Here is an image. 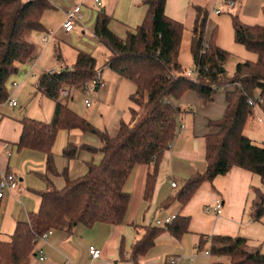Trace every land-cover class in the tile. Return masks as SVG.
<instances>
[{"label":"trees","instance_id":"trees-1","mask_svg":"<svg viewBox=\"0 0 264 264\" xmlns=\"http://www.w3.org/2000/svg\"><path fill=\"white\" fill-rule=\"evenodd\" d=\"M143 2L147 5L146 17L126 37L113 32L110 27L112 17L105 10H98L94 25V33L111 50L106 64L135 84L131 99L139 108H131V120H121L114 135L98 129L78 115L67 102L58 100V91L63 84L77 87L93 80L98 70L93 54L80 51L72 68L48 71L39 78L38 89L56 101L54 115L49 121L29 116L20 118L22 131L20 140L14 145L18 150L29 148L46 153L48 170L44 178L49 187L41 192L42 201L37 211L17 223L10 239H0V264H29L39 236L46 231L69 232L79 222L86 225L123 222L130 202V195L123 187L126 178L140 163L153 166L145 190L147 199L150 198L159 163L177 136V119L182 108L173 98H180L188 90H198L207 101H211L218 88L227 85L229 80L224 64L229 52L216 43L215 33L208 39L209 48L201 53L204 38L208 37L209 15L205 7L196 6L197 16L192 28L193 58L201 67L200 75L194 79L185 74L178 60L185 25L166 14V0ZM52 6L50 0H0V103L11 97L8 78L18 72V64L35 57V45L26 39L25 33L45 31L42 16ZM233 28L235 41L256 52L258 59L237 65L232 80L235 89L226 94V112L222 119L210 123L211 132L205 137L207 168L189 177L173 198L181 208L205 181L227 174L234 166L251 170L264 183V145L255 143L245 133L255 114V106L248 103V99L256 100L257 96L264 99V23L250 25L234 15ZM61 129L95 134L103 143L100 148L103 157L99 162H88L86 173L78 178H69L66 168L63 173L66 184L58 188L49 181V176L58 174L52 148ZM81 148L90 152L97 150L86 143L78 145L70 141L62 153L71 159L80 153ZM255 192L257 197L250 207L252 217L259 220L264 216V193ZM190 226L191 216L179 212L165 226L135 227L138 231L144 229V232L132 247L133 259L139 262L161 233L168 231L179 238L190 231ZM200 238L202 248L208 240L202 235ZM211 238L209 251L215 256L229 257V264H264V251L252 245L248 237L216 234Z\"/></svg>","mask_w":264,"mask_h":264},{"label":"crops","instance_id":"crops-1","mask_svg":"<svg viewBox=\"0 0 264 264\" xmlns=\"http://www.w3.org/2000/svg\"><path fill=\"white\" fill-rule=\"evenodd\" d=\"M50 1L53 6L47 9L43 16L45 31L33 30V33L44 34L48 31H63L75 38L76 25L81 24L85 31L89 30V33L94 35L88 45H81L90 53L95 50L94 47L105 45L94 33V25L99 9L105 10L112 17L111 29L116 33L122 32L123 37L128 36L130 32L135 30L136 26L144 20L147 12V5L144 4V0H100L101 7L95 3V0ZM166 1V14L179 22H183L185 30H189L191 33H193L192 28L197 16L196 6L205 7L209 15L207 22L208 39L210 35L215 33L216 43L227 51L226 48L230 47L229 44H226L229 38L223 42L220 29L228 23L226 19L222 20L221 16L216 15L233 9L235 12L232 14V25L234 15L250 25L264 23L260 21L261 19L264 20V0H233L235 4L231 8L228 6L230 9L227 8L229 0ZM76 4L82 5V21H77L72 31H66L63 27L66 11ZM225 4V9H220ZM217 9H220L221 12L217 13ZM54 13L58 15V24H54L49 19V15ZM129 28L131 31H129ZM35 49V57L31 62L24 63L26 67H29L27 63L33 64L37 60L42 66L48 67L51 65L56 68L55 62L63 61V64L59 66L60 70H63L65 67L74 65L72 60L77 56L76 54L66 60L63 56V50L60 49V44L56 42L53 49L49 47L44 49L41 60H38L39 51L37 48ZM109 53L111 54L110 48ZM34 70L35 66L33 64L31 73ZM111 71L115 77H120L112 69ZM101 73L103 77V70H101ZM105 82L106 85L103 88L96 90L104 89L108 85L106 80ZM22 84L23 82H19L17 89H14L12 85L11 89L17 91ZM133 85L135 87L134 82ZM36 87L38 88V85ZM226 94H215L211 101H207L198 90H188L180 98H173L174 102L182 108V112L177 119L179 123L177 136L159 163L150 198L147 199L145 190L147 177L153 170V166L140 163L132 169L123 186L125 192L130 195L128 212L123 222H97L92 225L79 222L69 232L54 230L46 241L38 240V244L34 249L35 254L29 264H169L174 257L181 254L186 256L195 255L193 264H229L230 259L227 256L217 255L214 260H210L209 257L213 254L207 255L204 253L205 250H209L211 237L216 234L248 237L252 245L264 251V216L259 220H255L252 217L250 207L257 197L255 190L264 193V183L262 178L251 170L234 166L227 174L217 175L213 181H205L182 208L180 203L173 199L189 177L199 173V171L206 170L205 137L211 132L210 123L213 120L222 119L226 112L228 104ZM71 96L72 93L69 98L65 99L68 105V99ZM5 105L13 110L18 105L12 107L9 101L0 103V169L14 172L18 176L19 184L15 190L7 191L0 198V239L8 240L15 232L17 223L27 220L31 212L37 211L40 207L41 192L48 189L49 183L44 178V174L48 170L46 153L37 149H17L14 144L20 140L22 124L19 120L24 114L17 113L15 117L10 116L8 114L10 111L4 108ZM27 115L29 117L35 116L30 113H27ZM43 115L44 117H41ZM51 116V113L48 115V113L43 112L38 118L49 121ZM256 116L255 111L253 118L247 124L251 129L256 128L258 123L262 121V119H257ZM119 126L120 124L116 129L114 128L115 132H110V134L114 135ZM180 128L182 129L180 130ZM250 134L258 136L254 130H250ZM56 138L52 151L55 155L54 166L58 174L52 173L49 176V181L58 188H62L66 184V178L63 175L66 168L68 169L69 178H78L86 173L88 162L95 163L98 158L101 161L103 157V152L100 151L103 143L97 136L90 137V135L80 130L61 129L58 131ZM70 141L78 145L86 143L97 147V150L90 152L81 148L76 157L69 159L62 152ZM260 142L263 141L259 140L256 143ZM9 152L12 155H9ZM173 180L177 182L176 187L171 185ZM218 199L223 202V211L220 214L208 211L206 206L214 205ZM179 212L191 216L190 231L179 238L168 231L161 233L157 237L155 245L149 249L146 255L139 262L134 260L133 255H131L132 247L136 239L142 236L144 232V229L138 231L135 227L141 228V225L154 224L156 219H163L171 215L175 216ZM201 235L208 240L202 248L200 247ZM90 246L101 249V254L97 259H93L90 255ZM40 249L45 254L46 259L44 260L38 257ZM171 264L176 263L172 262ZM177 264H189V262L188 260H182Z\"/></svg>","mask_w":264,"mask_h":264},{"label":"rangeland","instance_id":"rangeland-1","mask_svg":"<svg viewBox=\"0 0 264 264\" xmlns=\"http://www.w3.org/2000/svg\"><path fill=\"white\" fill-rule=\"evenodd\" d=\"M224 7H226V4L222 6L220 9H223ZM234 12L235 11L231 9L230 11L226 10L223 13H220L222 15L220 14L216 15V16H221L222 20L226 19L228 23V25L221 27L220 32L222 34L221 39L223 40V42L227 41L229 38V41H227L226 44H229L230 46L226 48L228 49L229 55L226 58L227 60L224 64V69L226 72L225 74H227L229 81L226 86L219 87L216 94L225 95L226 91L228 92L230 90L235 89V85L232 83V80L236 76L235 72L237 65L239 63L245 61L256 62V60L258 59V54L256 52L254 53L248 50L245 45L238 44L235 41L234 39L235 30L233 29V25H232V14ZM57 18L58 15L56 13L49 15V19L54 24H58ZM260 21L264 22L263 19H261ZM84 31H85L84 27L81 24H77L75 28V33H76L75 38H72L63 31L60 32L48 31L47 33L44 34L42 33L35 34L33 33V30L27 31L25 33L26 35L25 37L30 42H33L35 48L38 49L39 51V56L37 57L38 60H41L42 53L45 48L49 47L50 49H53L55 42L60 44V49H62L64 52L63 56L66 60H68L72 56H75L76 54L78 56V53L80 51L90 53L81 45L82 44L88 45V42L90 43L94 35L92 33H89V30L85 31V33ZM129 31H131L130 28ZM117 33L120 36H122V32L121 33L117 32ZM207 34H208V26H207ZM47 36L49 37V40L51 39L50 41L48 40L49 42L47 41L48 43L43 41L44 38ZM192 37H193V33H191V31L189 30H185L180 44L181 49L178 60H180V63H182V68L184 69L186 75L187 73L189 74L191 72H194L196 70V65H197V63H195L193 60ZM205 41L208 44L206 37L204 38V42L202 44L203 45L202 50H205L204 53L208 49V47L205 45ZM94 48L95 50H93V52L90 54H93L96 57L98 62V66H97L98 70H103V77L108 82V85L104 89H100V90H96L95 86L92 83H88L87 84L88 87H85V85H78L77 87L72 88L71 91L72 96L70 99H68V101H69V106L78 115H81L82 117L88 119L98 129L104 130L108 132V134H110V132L111 133L115 132L114 128L116 129L117 126L122 121L129 122L131 120V112H130L131 108L138 110L139 107L136 106L131 99L132 95L135 93V87L133 85V82L124 76H120L123 78L115 77L111 71V68L106 64L108 55L110 54L109 47H106L105 45H98ZM77 56L72 60L74 64L77 60ZM62 62H55L56 65L55 68V66L52 67L51 65H49L48 67L42 66L36 60L33 63L35 66V70L33 73H31V70L33 69V64L27 63L29 64V67H26L24 64H18L19 65L18 72L11 75L8 78V83H7L8 93L11 97L13 96L12 98L17 100L18 106L15 108V110H13L8 105H5L4 106L5 110L10 111L8 112V114L10 116L15 117V115L17 116V113L24 114V116H28L27 113H30L32 115H35L34 117L31 118H38L43 112H45L48 113V115L51 113L53 116L55 112L54 104L56 103V101H54L53 98L42 94L38 90L36 85H38L40 80L39 78L45 72L48 73V71L50 70H60L59 66L63 64ZM73 66L74 65L70 66L69 68H72ZM24 80L26 81L24 82ZM15 82L17 83L23 82L22 86L17 91H13L11 89L12 84ZM259 97L261 96H257V98ZM86 100L90 101V105L88 107L86 106L87 104H85ZM65 102H67V100H65ZM258 102L259 104L255 106V111L257 114L256 117L259 120L262 119V121L258 123L256 128L251 129L249 126H246L245 128V133H247L255 143L259 140L264 142V107L262 106L264 105V99ZM41 117H44V115ZM250 130H254V132L258 136H255L254 134L252 136L250 134ZM87 135H90V137H96L95 134L92 135L87 133ZM96 161L97 162L100 161L99 158ZM215 258L216 256L214 255L209 257L210 260H214Z\"/></svg>","mask_w":264,"mask_h":264},{"label":"built area","instance_id":"built-area-1","mask_svg":"<svg viewBox=\"0 0 264 264\" xmlns=\"http://www.w3.org/2000/svg\"><path fill=\"white\" fill-rule=\"evenodd\" d=\"M95 3L99 7L102 6V3L100 0H95ZM234 4H235V2L233 0H229L227 2V6H229L230 8L233 7ZM230 8H228V9H230ZM216 12L220 13L221 10L217 9ZM82 17H83L82 5L76 4V5L72 6L69 10L66 11L65 18H64L65 20L63 22V27L65 28L66 31H72L76 25V22L82 21ZM48 39H49V37L47 36L44 38L43 41L47 42ZM206 39L208 41V38H206ZM205 45L208 48L210 46V44L209 43L207 44L206 41H205ZM204 51L205 50L201 49V53H204ZM195 63H197L196 70L194 72L189 73L190 75L187 73V75L190 76L191 78L197 79L198 76L200 75L199 72H200L201 67H200V64L198 63V61H196ZM205 68H206V70L208 69L207 66H205ZM54 71H57V70H50L49 72H54ZM90 83H92L95 86V88L96 87L103 88L106 85V82H105L104 78L102 77L101 70L96 71L94 78ZM12 85H13L14 89H17L19 87V82L18 83L15 82ZM85 87H88V86L85 85ZM70 91H71L70 85L63 84V86L58 91V100L64 101L66 98H69L71 95ZM262 100H263V97H259V98H257V100L249 98L248 103H250L253 106H257V104H259L258 101H262ZM8 101L12 107H16L18 105L17 100L12 98V97H10ZM85 102H86L87 106L90 105L89 100H86ZM181 129L182 128H180V130ZM260 143H261V145H264V142H260ZM170 146H171V143L169 144V147ZM8 154L12 155L10 152ZM18 185H19L18 184V176L14 172L8 171V170L3 171L0 169V198H2L7 191L11 192V191L15 190L18 187ZM171 185H172V187H176L177 182L173 180ZM222 207H223V202L221 199L216 200L214 205L206 206L208 211H213V212H216L217 214H220L223 211ZM174 217H175L174 215H171V216L163 218V219H156V221H154V224L155 225L157 224L160 226H165L168 223H170ZM52 233H53V229L46 231L39 236L38 240L46 241L49 238V236L52 235ZM89 252H90V255L93 257V259H97L101 254V249L98 247H95V246H90ZM204 253L207 255L212 254L209 250H205ZM38 257H40L41 260L46 259L45 254H44L42 249H40L38 251ZM195 257H196L195 255L186 256L185 254H181V255L174 257L171 260V263L173 262V263L177 264L182 260H188L189 264H193L195 261Z\"/></svg>","mask_w":264,"mask_h":264}]
</instances>
